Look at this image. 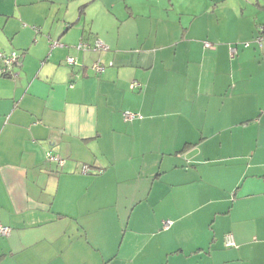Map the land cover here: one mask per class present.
<instances>
[{
	"label": "crops",
	"instance_id": "crops-1",
	"mask_svg": "<svg viewBox=\"0 0 264 264\" xmlns=\"http://www.w3.org/2000/svg\"><path fill=\"white\" fill-rule=\"evenodd\" d=\"M260 25L264 0H0V264H264Z\"/></svg>",
	"mask_w": 264,
	"mask_h": 264
},
{
	"label": "built area",
	"instance_id": "built-area-1",
	"mask_svg": "<svg viewBox=\"0 0 264 264\" xmlns=\"http://www.w3.org/2000/svg\"><path fill=\"white\" fill-rule=\"evenodd\" d=\"M256 41L260 45H264V25L259 26L258 34L256 36ZM58 41L53 42V45H57ZM206 45H211L210 42H206ZM78 48H93V49H106L108 48V45L100 38L96 39L95 43L91 45L90 43L86 41H80L77 44ZM19 54L16 50L10 51V52H3L0 51V60H2L3 65L0 67V72L2 73H8L11 70V67L18 63ZM67 60L69 63H74L75 57L68 56ZM104 68V65L100 61H96L94 63V69L96 71H102ZM136 83H134L135 85ZM136 116H140V113L134 112L131 110L124 111V117L127 119H132ZM47 157L51 160H56L60 165L64 164V159L57 153L48 151ZM89 167L85 164L82 166V171H87ZM173 225V221L171 219H166L163 221V227L165 228H171ZM0 233L4 235H8L10 233V227L6 225H0ZM225 243L227 245H236V241L234 239V236L232 233L227 232L225 234Z\"/></svg>",
	"mask_w": 264,
	"mask_h": 264
},
{
	"label": "trees",
	"instance_id": "trees-1",
	"mask_svg": "<svg viewBox=\"0 0 264 264\" xmlns=\"http://www.w3.org/2000/svg\"><path fill=\"white\" fill-rule=\"evenodd\" d=\"M0 51H3V50H0ZM3 52H5V51H3ZM8 73H10V72H8ZM8 73H6V74H8Z\"/></svg>",
	"mask_w": 264,
	"mask_h": 264
}]
</instances>
